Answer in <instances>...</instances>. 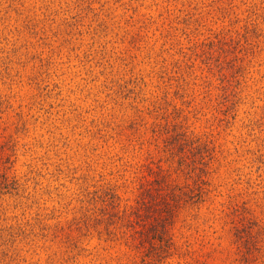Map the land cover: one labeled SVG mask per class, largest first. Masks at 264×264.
<instances>
[{
  "label": "rangeland",
  "instance_id": "1",
  "mask_svg": "<svg viewBox=\"0 0 264 264\" xmlns=\"http://www.w3.org/2000/svg\"><path fill=\"white\" fill-rule=\"evenodd\" d=\"M0 264H264V0H0Z\"/></svg>",
  "mask_w": 264,
  "mask_h": 264
},
{
  "label": "trees",
  "instance_id": "2",
  "mask_svg": "<svg viewBox=\"0 0 264 264\" xmlns=\"http://www.w3.org/2000/svg\"><path fill=\"white\" fill-rule=\"evenodd\" d=\"M158 186L155 188L149 189L148 187L141 188L142 192L140 194L141 198L137 202V206L135 208H131V213L128 215L126 211H124V215L119 218V221L125 222L126 228L129 230L136 231L137 227H140L141 222L136 220V218L141 212L148 211L149 213L154 212L155 220L152 219L150 222V229L152 231V239L155 238L156 233L163 234V232H167L168 221L173 218L176 213V209H178L179 204L181 202L190 201L197 202L202 199L205 191H203V180L199 179L196 182L194 187L184 186L180 187L175 185L172 189H169L168 192H162L166 190V187L163 184H166L165 180H162L157 183ZM162 184V185H161ZM161 185V186H160ZM156 189L154 195H152V191ZM153 204L155 207H153ZM113 205V203L111 204ZM154 208L156 211H154ZM107 216L113 218L115 220V224H119L117 222V217L110 216V214L103 215V218ZM113 221V220H111Z\"/></svg>",
  "mask_w": 264,
  "mask_h": 264
}]
</instances>
